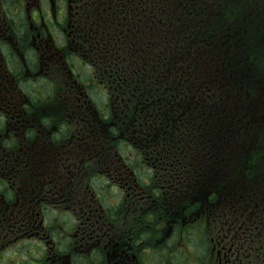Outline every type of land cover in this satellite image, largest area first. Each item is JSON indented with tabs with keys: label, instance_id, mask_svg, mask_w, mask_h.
Masks as SVG:
<instances>
[{
	"label": "flooded vegetation",
	"instance_id": "af4514ba",
	"mask_svg": "<svg viewBox=\"0 0 264 264\" xmlns=\"http://www.w3.org/2000/svg\"><path fill=\"white\" fill-rule=\"evenodd\" d=\"M141 8L0 0V264H264L251 184L186 201V147L128 136Z\"/></svg>",
	"mask_w": 264,
	"mask_h": 264
},
{
	"label": "trees",
	"instance_id": "16d2710c",
	"mask_svg": "<svg viewBox=\"0 0 264 264\" xmlns=\"http://www.w3.org/2000/svg\"><path fill=\"white\" fill-rule=\"evenodd\" d=\"M138 13L141 67L129 64L124 82L128 136L141 133L144 147L159 152L167 149L154 144L170 139L177 157L186 147L190 187L219 176L230 189L251 184L254 193L236 199L249 217L264 218V0H142ZM183 103L213 111L183 114ZM259 111L261 125L247 115Z\"/></svg>",
	"mask_w": 264,
	"mask_h": 264
},
{
	"label": "rangeland",
	"instance_id": "374dc122",
	"mask_svg": "<svg viewBox=\"0 0 264 264\" xmlns=\"http://www.w3.org/2000/svg\"><path fill=\"white\" fill-rule=\"evenodd\" d=\"M245 155H247V154L245 153V154H244V155H242V156L244 157ZM219 169H220V167H219Z\"/></svg>",
	"mask_w": 264,
	"mask_h": 264
}]
</instances>
